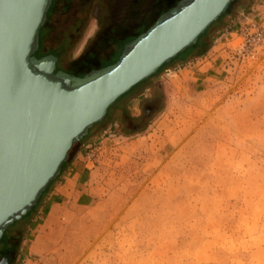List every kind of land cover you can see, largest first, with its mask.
<instances>
[{"label":"rangeland","instance_id":"1","mask_svg":"<svg viewBox=\"0 0 264 264\" xmlns=\"http://www.w3.org/2000/svg\"><path fill=\"white\" fill-rule=\"evenodd\" d=\"M179 1L73 0L59 4L58 9L47 18V27L52 29L47 33L44 31L38 40L45 52L56 49L58 53L65 43L67 48L62 63L67 68L73 66L72 63L87 50L93 53L88 64L97 65L99 59H108L102 63L103 67H108L119 59L128 37L149 29ZM256 2L234 0L228 14L214 23L211 40L214 48L211 51L220 66L217 78L209 83L208 90H189L174 73L162 76V66L156 76L150 77L149 97L140 102L135 111L138 114L131 115L126 104V115L120 117L116 126L109 127L111 118L108 112L118 98L103 119L98 124L94 123L93 129L96 130L83 136V144L77 148L79 157L84 158L89 167L98 166L103 176H98V179L108 178L107 181L121 191L124 204L118 203V207L111 208L107 215L125 214L124 205L138 187L150 184L155 168H160L175 151L172 166L179 169L220 171L240 164L243 173L248 175L247 180H243L244 185L248 184L249 173L255 170L259 174L251 178L258 184H264V43L249 45L242 31L251 21L264 27V12L255 10ZM164 86L168 93L165 94L168 97L166 102ZM153 97L162 111L147 116L145 108ZM155 120H158L157 126H154ZM148 124H151L150 127H147ZM134 125L136 130H132ZM134 132H139V136L125 139V134ZM89 152L91 156L87 155V158ZM77 160L80 161V158ZM187 178L191 179L187 175L185 180L179 179L186 181ZM184 181L178 183V190L184 189ZM160 183L166 185L165 178ZM262 188L264 185L259 186L255 193L242 191L239 198L264 200ZM182 194L186 195L185 192L178 195ZM165 195L169 192L162 193V197ZM183 200L178 198V201ZM261 210L264 207L257 205L253 213ZM131 211L130 215H136L138 208ZM178 211L184 216V208ZM141 214L151 213L146 210ZM29 222L21 226V233L27 230ZM20 240L21 236L0 241V261L9 250L12 253L10 264H16L15 254Z\"/></svg>","mask_w":264,"mask_h":264},{"label":"crops","instance_id":"2","mask_svg":"<svg viewBox=\"0 0 264 264\" xmlns=\"http://www.w3.org/2000/svg\"><path fill=\"white\" fill-rule=\"evenodd\" d=\"M255 5V10L264 12V0H257ZM213 48L201 54L193 51L172 57L161 75L174 73L189 90H208L220 66L212 55ZM157 74L136 83L111 104L109 127L126 115V104L131 115L138 114L135 111L140 102L149 97L150 77ZM165 89L164 96L168 94ZM159 105L153 112L162 111ZM157 122L153 121L154 126ZM133 128L136 130V125ZM95 130L90 129L85 136ZM139 134L127 133L125 139ZM84 137L57 178L39 195L36 211L21 234L16 264H264V210L253 213L257 205L264 207V200L239 198L243 192L255 193L264 185L251 178L259 174L258 170L249 173L248 184L244 185L248 175L240 164L220 171H187L172 166L175 151L155 168L150 184L138 187L124 205L125 214L109 216L111 208L124 204L121 191L108 178L98 179L103 177L98 166L91 163L94 168L89 167L79 157L77 148ZM186 175L191 179L184 181ZM162 178L166 185H161ZM183 181L184 189L178 190V183ZM167 191L169 195L162 197ZM183 192L185 197L178 195ZM179 197L184 200L178 201ZM136 208L137 214L130 215ZM183 208L184 216L178 211ZM146 210L151 214H141ZM11 236L8 233L5 240Z\"/></svg>","mask_w":264,"mask_h":264},{"label":"water","instance_id":"3","mask_svg":"<svg viewBox=\"0 0 264 264\" xmlns=\"http://www.w3.org/2000/svg\"><path fill=\"white\" fill-rule=\"evenodd\" d=\"M230 1H179L126 44L116 63L74 79L54 73L56 56H34L50 0H0V238L111 104L191 45Z\"/></svg>","mask_w":264,"mask_h":264},{"label":"flooded vegetation","instance_id":"4","mask_svg":"<svg viewBox=\"0 0 264 264\" xmlns=\"http://www.w3.org/2000/svg\"><path fill=\"white\" fill-rule=\"evenodd\" d=\"M72 1L73 0H50V4H49L48 9L46 11L45 20H44V22H43V24H42V26H41V28L39 30V35H38L39 39H40L41 36H43V34H44L43 32L44 31H45V33H47V32H50V30L52 29V27H47V18L50 17L52 12L58 9L59 4H63V3L67 4V3L72 2ZM144 32H141L138 35H133V36L128 37L129 39H127L126 42H124L123 44L124 45L128 44L129 42L135 40L137 37H139ZM63 44L64 45L61 47V49H59L60 52H58V53L56 52V49L55 50H51L50 52H45L42 42H39V40H38V47H37V49L34 52V56L37 57V58L46 57L48 55L56 56L57 57V61H56V67L54 69V73H57L58 71H60V72L72 75L74 79L83 78L84 76L90 74L93 71H99V70L107 67V66L103 67L102 63H103L104 60H108V59H99V62H98L97 65H95L93 63L92 64H88V60L90 59V57H92L91 55H93V53L91 52V50H87V53L84 52L83 55H80V57L78 58V60L75 63H72V64H74L73 66H71L70 68H67L62 63L63 54L66 52V48H67L65 43H63ZM123 44H122V46H123ZM87 56H89V57H87ZM82 65H83V67H82ZM111 65H113V64H111ZM71 83L72 82H70V84ZM158 105H159V103L155 99V97L151 98L149 103H148V105L145 108L146 115L149 116L158 107ZM13 235H16L15 232H13ZM14 238L15 237H13V239ZM10 240H11V238H10ZM8 245H9V242L6 243L7 248L9 247ZM5 255L8 256V264H10L11 263L10 254L8 255V253H5L4 256Z\"/></svg>","mask_w":264,"mask_h":264},{"label":"trees","instance_id":"5","mask_svg":"<svg viewBox=\"0 0 264 264\" xmlns=\"http://www.w3.org/2000/svg\"><path fill=\"white\" fill-rule=\"evenodd\" d=\"M232 2H234V0H231L230 2H229V4L227 5V7L225 8V10L217 17V19L216 20H214L212 23H210V25L197 37V39L191 44V45H189L188 47H186L184 50H182L181 52H179L176 56H174V58H176V57H179V56H185L186 54H188V53H191V52H193V51H195V52H197L198 54H201V53H203L204 51H206V50H208V48H210L211 46H212V44H211V40H212V37H213V33H212V31H213V25H214V23L221 17V16H223V15H225V14H228V11H229V9H230V7H231V4H232ZM165 65V63L163 64V65H161L160 67H162V66H164ZM159 69V68H158ZM158 69L156 70V72L158 71ZM153 75V74H152ZM99 122H97L96 124H98ZM123 123V122H122ZM94 125V124H93ZM93 125L92 126H90L89 128H88V130L87 131H89L90 129H92L93 128ZM132 130H135L133 127H132ZM81 142V139L79 140V141H77V142H75L72 146H71V148L69 149V151H68V155H67V158L61 163V166H60V170H61V168L64 166V164L67 162V160L69 159V156L71 155V152H73L74 150H75V148L77 147V145L79 144ZM60 170H59V172H58V174L55 176V178L54 179H56L57 178V176L59 175V173H60ZM51 181H53V179L52 180H50V182ZM49 182V183H50ZM40 198L38 197V199H37V202H36V205H33L31 208H30V210L25 214V215H23L19 220H16V221H14L13 223H11L10 225H8V227L4 230V232H3V235H2V237L0 238V241H2L3 239H5V237H6V235L8 234V233H11L12 234V236H11V238H13V237H20L21 236V226L23 225V224H26V223H28V221L31 219V217L34 215V212L36 211V208H37V206H38V200H39ZM18 227H20V228H18ZM13 229H15V234L16 235H13ZM9 251V250H8ZM6 252V253H8V255L10 254V256H11V259H12V253L11 252ZM13 252V251H12Z\"/></svg>","mask_w":264,"mask_h":264},{"label":"built area","instance_id":"6","mask_svg":"<svg viewBox=\"0 0 264 264\" xmlns=\"http://www.w3.org/2000/svg\"><path fill=\"white\" fill-rule=\"evenodd\" d=\"M247 27H243V37L249 45H260L264 43V27L257 22L251 21ZM169 71H167L168 73ZM90 156V152L87 153Z\"/></svg>","mask_w":264,"mask_h":264}]
</instances>
